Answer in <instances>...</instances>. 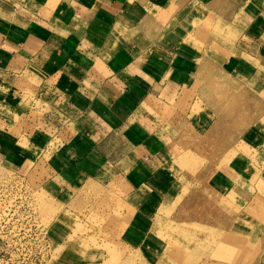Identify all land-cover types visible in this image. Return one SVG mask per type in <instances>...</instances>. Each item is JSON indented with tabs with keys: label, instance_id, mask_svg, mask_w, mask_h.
<instances>
[{
	"label": "crops",
	"instance_id": "crops-1",
	"mask_svg": "<svg viewBox=\"0 0 264 264\" xmlns=\"http://www.w3.org/2000/svg\"><path fill=\"white\" fill-rule=\"evenodd\" d=\"M219 20L231 22L232 37L222 38ZM0 58L3 79L16 89L34 81L41 102L23 128L35 138L19 141L20 160L12 164L22 171L44 161L45 182L56 191L104 187L99 204L117 220V243L148 263L197 261L198 206L176 175L180 133L175 137L167 124L204 70H220L264 93V0H0ZM199 100L189 102L200 111L190 108L178 123L203 129L212 123L211 109L201 111ZM258 123L223 150L204 184L216 198L214 213L220 207L211 224L233 232L242 217L239 264H264V127ZM54 139L61 141L51 147ZM251 205L259 216L248 211ZM172 218L177 259L170 252L165 259L164 224ZM248 218L259 227L257 238ZM58 221L57 264H103L101 255L85 251L75 226ZM215 239L232 257L233 234Z\"/></svg>",
	"mask_w": 264,
	"mask_h": 264
},
{
	"label": "rangeland",
	"instance_id": "rangeland-1",
	"mask_svg": "<svg viewBox=\"0 0 264 264\" xmlns=\"http://www.w3.org/2000/svg\"><path fill=\"white\" fill-rule=\"evenodd\" d=\"M221 22L222 20H219L218 26L221 27L219 32L222 33V38L232 37L234 31L231 22ZM2 63L0 58V264H57V256L62 251L61 247L54 249L56 234L61 232L56 226L59 224L58 220H61L63 226L66 223L75 226V235L83 237L86 242L83 245L85 251L92 250L101 255L99 260L103 264H150L139 252L127 251L117 243V220L113 215L103 213V203L99 204L101 196L106 194L104 187L98 185L96 190L85 189L78 194L65 190L56 191L50 187L49 182H45L47 172L44 161L36 167L22 171L12 164L14 160H20L16 149L19 141H25V136L35 138L33 132L27 135V130L24 131L23 128L28 118L27 113L39 109L36 106H40L41 102L34 81L28 87H23L18 84L19 78L13 76L11 81L18 82L17 89L7 79L5 81L1 71ZM241 83L242 81L231 82L220 70H204L197 77L196 83L188 88L184 97L180 98V113L171 117L172 122L167 124L168 127L174 128L172 131L175 137L178 131L180 133L178 140L182 147H174L173 159L178 167H175V171L177 176L182 177L180 181L181 185H185L184 193L189 187L192 205L198 206L196 217L203 223L196 220L198 222L194 224L193 233L203 239L200 241V250L198 248L192 251L199 254L197 261L188 262L183 255L185 261L166 264H239L242 261L243 236L241 230H237L240 229L242 217L239 216L238 220L236 218L240 207L235 205L233 209L237 220L236 231L222 229L218 226L219 222L216 223L218 225L211 224L209 220H216L214 216H217L220 207L218 212L214 213L218 207L215 204L216 198L205 191L204 186L210 181L216 163L226 147L236 145L246 129H257L259 119L264 127V116H259L264 111V93L256 85ZM196 96L201 98V111L210 113L211 109L213 114L212 123L206 125L205 129L187 120L185 123H178V120L182 119L181 113L190 108L197 110L191 107L189 102ZM175 104V108L179 106L178 101ZM178 127L181 129H177ZM57 141L60 143L61 140L54 139L50 143L51 147H55ZM51 152L52 150L47 152L46 159L50 157ZM18 153H21V150ZM114 200L115 198L111 199L112 205L117 203ZM107 208L111 209V206ZM262 209L264 210V206H261ZM248 211H253L255 216H259L256 206L251 205ZM260 218L264 220V212ZM248 219L246 223L253 227L252 230L255 229L253 235L257 238L255 234L259 227ZM176 221L173 218L167 219L164 224L166 239H169L170 243L165 259L168 258V252L177 259L174 254L177 247L170 239L178 234L173 226ZM161 225L163 226V223ZM228 233L233 234L237 240L234 243L233 256H228L230 258L225 255L226 244L215 239L224 240ZM216 252H222L224 255L217 256Z\"/></svg>",
	"mask_w": 264,
	"mask_h": 264
},
{
	"label": "bare ground",
	"instance_id": "bare-ground-1",
	"mask_svg": "<svg viewBox=\"0 0 264 264\" xmlns=\"http://www.w3.org/2000/svg\"><path fill=\"white\" fill-rule=\"evenodd\" d=\"M54 249H56V247L54 246ZM53 250V249H52Z\"/></svg>",
	"mask_w": 264,
	"mask_h": 264
}]
</instances>
